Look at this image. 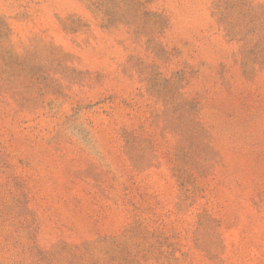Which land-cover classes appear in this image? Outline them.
<instances>
[{"label":"rangeland","instance_id":"obj_1","mask_svg":"<svg viewBox=\"0 0 264 264\" xmlns=\"http://www.w3.org/2000/svg\"><path fill=\"white\" fill-rule=\"evenodd\" d=\"M0 264H264V0H0Z\"/></svg>","mask_w":264,"mask_h":264}]
</instances>
